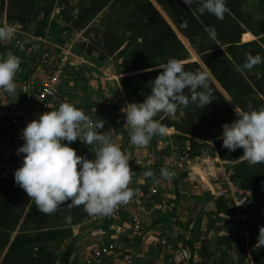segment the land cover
<instances>
[{
    "label": "crops",
    "instance_id": "obj_1",
    "mask_svg": "<svg viewBox=\"0 0 264 264\" xmlns=\"http://www.w3.org/2000/svg\"><path fill=\"white\" fill-rule=\"evenodd\" d=\"M168 1L0 0V25H13L15 33L11 41L0 45V57L11 51L26 60L24 72L15 76V93L0 91V121L14 111L39 118L31 92L41 85L45 74L39 67L33 68L34 56L48 48L69 50L68 74L54 110L69 102L91 120H103L99 132L113 131V140L128 157L132 170L128 187L135 191L134 202L125 205L116 221L90 215L83 205L62 204L52 213H43L15 183L12 162L6 165L0 158V264H124L120 254L101 261L92 259L108 244L120 251L133 247V264H264V246L257 245L264 214L254 210L258 200L264 205V164L250 165L241 157L242 148L229 152L218 139L226 121L224 111L235 114L233 122L238 118L236 106L247 111L264 107V63L237 70L249 54L264 57L263 50L214 58V66L227 63L224 74L207 63V54L199 53L202 62L198 65L203 67L197 70L215 79L208 83L212 102L203 109L192 102L179 105L176 119L159 113L154 119L165 126V133L153 136L143 147L130 143L122 109L143 102L151 91L141 87L144 77L158 76L161 71L156 66L164 62L166 52L159 48L168 49L172 38L158 34ZM257 4L258 11L264 12V0ZM240 26L246 29L244 35L252 37L245 41L237 33L231 38L233 45L240 44V39L243 44H264V32L253 33L254 26L245 22ZM183 39L191 52L188 38ZM127 44H149L155 50L143 46L125 54ZM123 54L130 59L129 69L121 65ZM189 64V71L196 70L193 62ZM183 66L187 70V63ZM24 80L30 83L29 94L22 92ZM131 81L133 89L127 88ZM184 95L190 98L191 92L185 89ZM250 95L256 96L251 103ZM9 143L2 137L0 156L15 155L9 151ZM70 147L77 155L94 159L90 145L77 140ZM161 169L172 175L163 177ZM236 183L243 187L242 195L229 194L228 188L233 192ZM138 217L141 231L131 243L130 228ZM48 231L59 238L53 237L45 246L40 236ZM17 238L19 243L31 238L35 243L16 249Z\"/></svg>",
    "mask_w": 264,
    "mask_h": 264
},
{
    "label": "clouds",
    "instance_id": "obj_2",
    "mask_svg": "<svg viewBox=\"0 0 264 264\" xmlns=\"http://www.w3.org/2000/svg\"><path fill=\"white\" fill-rule=\"evenodd\" d=\"M183 3L190 9L195 3L199 13L207 12L218 19L229 11L227 0H183ZM205 31L210 38H216L213 27H206ZM14 35L13 25H0V45L11 41ZM20 63L12 52L0 57V91L15 93ZM261 63L264 57L249 54L237 70ZM156 69L161 71L151 81L150 94L143 102L129 103L122 109L130 128V143L137 147L146 146L153 136L165 133V126L154 119L157 114L176 119L179 105L187 106L191 101L203 109L212 102L205 73L185 70L183 61L174 58L158 64ZM185 89L191 92L190 98L184 95ZM235 113L238 118L222 126V135L218 137L222 147L229 152L242 148L241 157L250 165L264 164V107L244 111L236 106ZM104 125L103 120L93 121L82 109L63 102L57 110L41 114L22 130L24 142L17 153L24 155L21 166L14 172V181L34 201L38 211L52 213L62 204L83 205L90 215L108 216L134 197L135 191L128 187L132 174L128 157L114 142L112 130L98 132ZM77 140L96 145L94 159L77 155L70 147ZM161 174L172 175L167 169H161ZM257 240V245L264 246V226L260 227Z\"/></svg>",
    "mask_w": 264,
    "mask_h": 264
},
{
    "label": "rangeland",
    "instance_id": "obj_3",
    "mask_svg": "<svg viewBox=\"0 0 264 264\" xmlns=\"http://www.w3.org/2000/svg\"><path fill=\"white\" fill-rule=\"evenodd\" d=\"M257 5H258L257 0H248V1L227 0V7L229 11L225 13L223 19H218L214 15L208 14L207 12L203 14L199 13L198 5L195 3L192 5L190 9L187 5L183 3V0H171V1L166 2L163 7L164 11H162L161 9L164 15L163 16V27H162V30H160L161 33L158 32V34L167 37V39L171 35L172 38H171L168 49H166L165 46L162 48H159L160 51L166 52L165 53L166 59L164 60V62H166L170 58H174L180 61L182 60L183 63H187V68H186L187 70L190 65L189 62H193L194 69L196 70H192V71H197V69L199 70V69H202L203 67L202 65L201 66L198 65L199 63L202 62L198 54L202 53V54H207L208 56L207 63L210 66L215 67L217 70L222 69L221 71H223L222 73L224 74V72H226L225 70L227 69V63L222 62L214 66V58L220 57L221 55L226 56V57H233L235 54H241L243 52H249L253 50L254 52L259 51V50L264 51V44L258 43L257 41H254L253 43L248 42V43L243 44L241 43V39H240L239 40L240 44L233 45L231 43L233 41L231 38H234V36L237 35V33L240 36H243L245 34L246 29L240 26V24L243 22H245L246 24L250 26L252 25L254 26L253 33L257 31L261 33L264 32V25L262 24L264 22V12H259L257 9ZM169 18L170 19L173 18L174 20L172 19L170 20ZM249 20H252V21H249ZM231 21H240V22H235L236 24H232ZM237 24H239V27L235 28V25ZM206 27H213L215 29L216 31L215 39H212L209 37L208 32L205 31ZM184 36L188 38L187 45L190 44L189 49L191 52H189L187 48L185 47L186 44H185V40L183 39ZM250 37L252 36L244 35L243 38L245 39V41H247L250 39ZM126 47H127L126 48L127 51L125 52V54L129 53V51H137L141 49L140 47H143L144 49L146 48L147 51L155 50L154 48L151 50L152 46L149 44H146V45L127 44ZM125 54H123V57H122L123 61L121 62V65L123 68L129 69L130 66L128 65V62L130 59H125L124 58ZM190 59H194V60L185 62L186 60H190ZM209 69L211 68H208V71ZM156 77L157 76L144 77L146 82L143 83L141 87L151 88L152 87L151 81H153ZM207 78H208V83L210 84H211V81L214 82L215 80L214 77L210 74H207ZM131 82L127 83V88L129 87L130 89H133L134 82L132 83ZM136 85L140 87L139 86L140 84H136ZM247 96H249L248 93L245 94V99ZM250 96H252L251 101H250L251 103L254 101L256 96L255 95H250ZM245 101L247 100H244L243 102ZM190 103L191 101H189V104ZM245 104L246 103H244L243 105L245 106ZM240 109L247 111V109H244V107ZM191 110H194V109L192 108ZM205 112L209 114L208 110H206ZM234 115L233 113L224 111L223 119H226V121L231 123L232 119L234 118ZM226 121L224 122V124L228 123ZM233 187H234L233 189H235L233 190V192L228 188L229 194L235 193V196H236V195H242L244 193L243 187L240 184L236 183ZM260 201L258 200V202L255 204L254 210L257 213L264 214V205ZM48 232L50 234L49 233L42 234L40 236L41 240L43 239L42 242L45 246L49 244L50 242H52L53 237L56 239L59 238V236L55 235L54 231H48ZM56 239L55 241L57 244L56 243L55 244L59 248L61 247L60 246L61 243H58L59 241ZM19 242L20 241L17 238V240L15 241L16 249L20 248L19 246H23V245L25 246L24 248L27 249L31 247L32 245H34L35 243L33 238H31L28 243L26 242L19 243ZM45 254L46 256L49 255L47 251H45Z\"/></svg>",
    "mask_w": 264,
    "mask_h": 264
},
{
    "label": "built area",
    "instance_id": "obj_4",
    "mask_svg": "<svg viewBox=\"0 0 264 264\" xmlns=\"http://www.w3.org/2000/svg\"><path fill=\"white\" fill-rule=\"evenodd\" d=\"M11 52V51H8ZM20 58V67L17 74H22L25 70L24 64L26 62L25 57L22 54H15ZM71 52L68 50H64L61 48H48L43 50L40 53H37L34 56V64L33 68H38L42 70L43 77L42 83L40 86L35 88L34 91L31 92L32 100L36 107V112H39L40 115L49 112L55 109V100L57 99L63 80L65 76L68 74L69 70V60H70ZM22 92L26 94L30 92V83L28 80H24L22 82ZM35 119V116L27 117L23 126L19 130H15L14 127L19 124V119L17 117L6 118L5 121H0V139L5 137V139H9L11 143L14 145V153L15 155L12 158H8L7 156L0 158L6 164L7 162H12L10 165L14 169H18L23 160L24 154H18L17 149L23 144V139L21 138L22 130L26 127V125ZM95 121V120H93ZM101 129H98V132ZM4 131V132H3ZM89 150L92 151L94 149L93 145H90ZM153 155V154H152ZM7 165V164H6ZM153 195L157 194V190H153ZM134 201L131 199L128 202V205L133 203ZM126 204L120 205L117 209L108 216H100L103 221H116L120 218L124 207ZM139 218V217H138ZM135 218L133 221V226L130 228L132 231L129 234V239L131 243H135L136 239L139 237V233L141 231V220L140 218ZM134 245V244H133ZM123 256L124 264H133V247H129L128 249H124L120 251L116 245L108 244L102 247L96 255H94L93 260L101 261L103 257L115 256V255Z\"/></svg>",
    "mask_w": 264,
    "mask_h": 264
},
{
    "label": "trees",
    "instance_id": "obj_5",
    "mask_svg": "<svg viewBox=\"0 0 264 264\" xmlns=\"http://www.w3.org/2000/svg\"><path fill=\"white\" fill-rule=\"evenodd\" d=\"M31 88V86H30ZM37 88V87H36ZM26 94H29V92H27ZM55 104L56 105H59L57 104V99L55 100ZM10 117H17L19 119V124L17 126L14 127L15 130H19L21 129V127L23 126L24 122L26 121L27 119V116H25L24 114H18L14 111V113H12L10 116H8L7 118H10ZM4 132V131H3ZM10 146H9V151L11 150H14V145L11 143L10 141ZM94 150V149H93ZM14 155H12L11 153L7 155L8 158H12ZM90 156H93L95 158V153L94 151L92 153H90Z\"/></svg>",
    "mask_w": 264,
    "mask_h": 264
}]
</instances>
